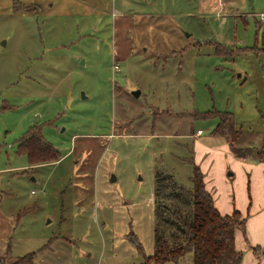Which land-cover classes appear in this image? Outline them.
<instances>
[{
  "label": "rangeland",
  "instance_id": "374dc122",
  "mask_svg": "<svg viewBox=\"0 0 264 264\" xmlns=\"http://www.w3.org/2000/svg\"><path fill=\"white\" fill-rule=\"evenodd\" d=\"M261 12L264 0H0V213L14 218L0 264L32 251L33 264H158L155 169L191 186L194 142L222 141L214 111L233 113L237 145L264 143ZM32 125L56 160L19 156ZM202 161L238 209L242 166Z\"/></svg>",
  "mask_w": 264,
  "mask_h": 264
},
{
  "label": "trees",
  "instance_id": "16d2710c",
  "mask_svg": "<svg viewBox=\"0 0 264 264\" xmlns=\"http://www.w3.org/2000/svg\"><path fill=\"white\" fill-rule=\"evenodd\" d=\"M221 53L222 50H220ZM217 122L213 136L228 140L231 153L239 159L264 161V143L237 145L242 128L237 125L230 111H214ZM204 116H210L204 114ZM19 156H25L29 165L56 160L59 151L47 142L37 125L30 126L17 141ZM154 174V251L149 261L164 264L192 253V264H240L242 251L235 245L237 231L245 236L246 216L234 208L223 214L214 204L211 192L206 188L201 168L192 161L191 186L175 180L156 168ZM258 257L260 249L251 247ZM36 252L32 251L15 259L13 264H33Z\"/></svg>",
  "mask_w": 264,
  "mask_h": 264
},
{
  "label": "crops",
  "instance_id": "0c3cea01",
  "mask_svg": "<svg viewBox=\"0 0 264 264\" xmlns=\"http://www.w3.org/2000/svg\"><path fill=\"white\" fill-rule=\"evenodd\" d=\"M125 18H122L121 22L118 23V29L123 25L129 24L127 22V19ZM122 43L123 46L121 45V51L118 52L117 58L126 57L128 55L129 51L127 49L129 47L125 46L124 42ZM218 138H222V141H218V143L213 145L212 147L204 146V144L199 142L198 140L196 141V144L194 142V148L196 150L193 154V162L201 168L204 174L205 186L211 192L215 206L223 214H229L233 211L234 208H236L233 196L234 191L231 190L230 193L226 196V199H223L224 197L220 198L218 196V192L214 190L213 182L205 173V164H202V162L204 161H202V159H206L208 167L209 165L212 167L214 161L220 163L222 167V175H224L226 169L229 167L225 162L227 161V159L238 167L242 166L244 172V177L242 176L244 181L243 187L246 186V191L241 192V195L239 194L241 203L240 205H238V210H240L242 214L246 216L245 236L241 233V231H237L235 234V245L238 250L242 251V260L240 264H264V161L255 162V160H250L249 162L246 159L243 160L236 158L229 149L228 140L224 137ZM201 147L209 149L211 151L207 155L203 156L198 151V149H200ZM223 159L225 161H223ZM1 215L2 214L0 213V235H3V237H5L8 234V231L11 230L14 218H7L5 216L3 218ZM253 246H256L260 249V254L258 255V257L253 253L251 249V247Z\"/></svg>",
  "mask_w": 264,
  "mask_h": 264
},
{
  "label": "built area",
  "instance_id": "2783aa9c",
  "mask_svg": "<svg viewBox=\"0 0 264 264\" xmlns=\"http://www.w3.org/2000/svg\"><path fill=\"white\" fill-rule=\"evenodd\" d=\"M259 16H260V19H264V12H261L260 14H259ZM119 68V66L118 65H113V70H115V69H118ZM200 131H198V133H199Z\"/></svg>",
  "mask_w": 264,
  "mask_h": 264
},
{
  "label": "water",
  "instance_id": "95a60500",
  "mask_svg": "<svg viewBox=\"0 0 264 264\" xmlns=\"http://www.w3.org/2000/svg\"><path fill=\"white\" fill-rule=\"evenodd\" d=\"M135 95H138V93H136ZM171 176L170 174H167V177ZM112 179H114V177H112Z\"/></svg>",
  "mask_w": 264,
  "mask_h": 264
}]
</instances>
